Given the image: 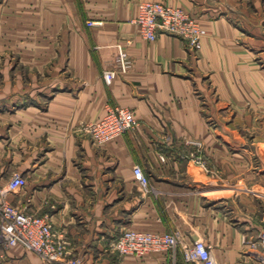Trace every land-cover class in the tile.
<instances>
[{"label":"crops","instance_id":"0c3cea01","mask_svg":"<svg viewBox=\"0 0 264 264\" xmlns=\"http://www.w3.org/2000/svg\"><path fill=\"white\" fill-rule=\"evenodd\" d=\"M142 1L194 17L201 47L146 40L133 23ZM118 44L132 66L107 85ZM117 105L136 131L95 144L78 129ZM14 172L26 185L7 200L47 217L82 264H193L181 247L110 252L125 229L203 240L216 264H262L241 238L264 229V0H0L1 187ZM4 264L60 263L17 245Z\"/></svg>","mask_w":264,"mask_h":264},{"label":"built area","instance_id":"2783aa9c","mask_svg":"<svg viewBox=\"0 0 264 264\" xmlns=\"http://www.w3.org/2000/svg\"><path fill=\"white\" fill-rule=\"evenodd\" d=\"M97 22L88 20L93 26ZM148 41H155L160 35L167 34L182 39L188 49L196 52L207 35L198 21L180 7L162 2L142 1L138 4V14L133 19ZM115 68L104 70L102 78L109 85L119 73L127 72L132 61L122 44L116 46ZM139 126L133 110L113 106L106 112L78 126L81 132L90 135L93 143L103 144L127 132H134ZM198 147L197 143H194ZM188 158L194 164L206 166L203 154L193 151ZM164 161V154L160 155ZM135 181L144 190L150 188V179L138 165L133 168ZM26 185V179L20 173L11 176L6 186H0V264H4L6 251L22 245L35 252L48 263L82 264V260L71 254L68 242L45 216H39L27 209L17 207L7 200L8 193H15ZM241 243L245 253L258 256L264 264V229L255 237L243 235ZM181 247L182 258L187 263L216 264V260L203 240L184 245L178 231L170 233H148L130 229L120 230L109 242L108 249L118 256L133 255L142 258L153 252H161Z\"/></svg>","mask_w":264,"mask_h":264},{"label":"rangeland","instance_id":"374dc122","mask_svg":"<svg viewBox=\"0 0 264 264\" xmlns=\"http://www.w3.org/2000/svg\"><path fill=\"white\" fill-rule=\"evenodd\" d=\"M15 173H17V172H14L13 174H15ZM13 174H12V175H13ZM261 213H262V211L260 210L259 213H258V216H259V217L262 216Z\"/></svg>","mask_w":264,"mask_h":264}]
</instances>
